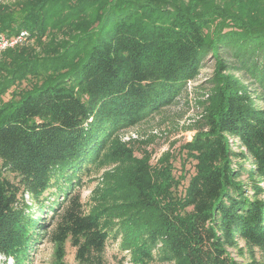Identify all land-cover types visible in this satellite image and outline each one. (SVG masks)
Masks as SVG:
<instances>
[{"label":"trees","instance_id":"trees-1","mask_svg":"<svg viewBox=\"0 0 264 264\" xmlns=\"http://www.w3.org/2000/svg\"><path fill=\"white\" fill-rule=\"evenodd\" d=\"M0 27L34 40L0 56V255L30 264L47 236L52 264L68 247L109 264L112 238L133 264H264V0H0ZM208 57L192 141L136 157L121 135L178 104ZM110 164L87 211L81 176Z\"/></svg>","mask_w":264,"mask_h":264},{"label":"rangeland","instance_id":"rangeland-1","mask_svg":"<svg viewBox=\"0 0 264 264\" xmlns=\"http://www.w3.org/2000/svg\"><path fill=\"white\" fill-rule=\"evenodd\" d=\"M33 43L34 40L30 39L29 42L26 43V46L33 45ZM221 54L223 56L225 55L223 52ZM214 65L215 60L208 57L198 79L189 84L188 95L184 96L178 104L165 108L161 113L148 118L121 135V141L123 143L131 144V146L135 148L136 157L140 158L142 156L141 150L146 149L151 153L150 163L152 166H155L168 151L173 153L176 159H178L180 146L185 142L192 141L196 133L194 128L203 111L202 102L205 101L210 94L211 84L209 81L214 74ZM36 81L35 79L26 80L20 84L17 89H29ZM14 88L10 90V93ZM254 88V86H251V89ZM10 93L4 97L6 101L11 98ZM259 105L264 104L259 103ZM234 149L236 151L239 150L238 147ZM244 164H246V168L249 169L250 164ZM115 166V164L106 165L103 168L92 166L89 172H84L82 174V185L75 189V193L80 192L87 211L97 203V199L101 197L102 192L107 188V184L103 181L104 173L106 171H113ZM175 167V174L178 176L181 173L179 160L175 161ZM184 169L185 172L188 173V176L192 174L194 172V162L190 161L186 163ZM247 176V172L244 171L242 179L247 181ZM9 178L14 180V176H9ZM24 200L25 203L29 205L34 203L28 195H25ZM48 216H51V213H49ZM54 249V245L50 242V239L47 236L44 237L29 259L30 264H52ZM230 251L237 261L242 262V257L237 256L236 250L231 249ZM106 256L109 264H133L130 260L129 253L121 250L119 239L113 240L110 238ZM67 262L68 264H77L74 260V250L71 247H68ZM0 264H14V261L11 258L6 259L4 256L0 255ZM150 264L167 263L156 259Z\"/></svg>","mask_w":264,"mask_h":264},{"label":"built area","instance_id":"built-area-1","mask_svg":"<svg viewBox=\"0 0 264 264\" xmlns=\"http://www.w3.org/2000/svg\"><path fill=\"white\" fill-rule=\"evenodd\" d=\"M29 40L30 33L27 30H22L14 36H8L1 31L0 27V56L7 49L26 45Z\"/></svg>","mask_w":264,"mask_h":264}]
</instances>
